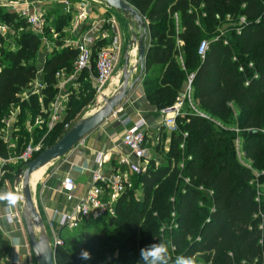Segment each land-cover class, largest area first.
Listing matches in <instances>:
<instances>
[{
	"label": "trees",
	"instance_id": "trees-1",
	"mask_svg": "<svg viewBox=\"0 0 264 264\" xmlns=\"http://www.w3.org/2000/svg\"><path fill=\"white\" fill-rule=\"evenodd\" d=\"M124 1L134 6L149 28L151 43L143 82L148 102L159 112L173 107L185 88L188 76L194 75L192 100L197 108L224 127L232 117L231 108H236L240 127L246 130L244 135L237 136L242 140L243 158L260 157L264 147L261 134L264 129V0ZM53 3L59 4L58 1ZM201 6L205 14L200 22L202 25L197 24L195 13ZM228 12H238L246 18L241 35L231 37L230 43L206 38L205 31H213L217 24L216 16ZM72 15L61 14L56 23L67 30L74 21ZM175 15L179 19L178 34ZM6 36L0 35V48ZM178 39L183 42L184 69L178 60ZM204 40L210 45L204 59H201L197 50ZM42 44L40 36L25 33L20 37L17 51L3 52L4 57L0 60V122L9 108L17 106L22 112L40 116L43 126H48V110L57 95V73H73L78 50L58 43V51L46 54L42 74L38 78L35 59L37 62ZM105 45L101 43L92 48L91 71L94 75L97 48ZM250 64L254 69L249 68ZM155 71L157 75H153ZM36 79L45 88L26 98L24 95ZM77 81L87 84V89L92 87L87 70ZM81 96L78 100L71 98L61 123L48 133L45 129L43 146L46 149L55 146L73 127L72 124L69 130H64L66 121L76 123L82 119L92 96L85 92ZM184 113V117L177 119L176 132L167 134L161 130L160 139L165 140L163 135L170 138L169 151L162 152L159 145L154 149L156 154L163 153L167 165L156 166L152 160L146 175H132V183L142 190V199H134L135 188L128 191L117 204L116 216L107 219L108 224L119 225L122 230L93 236L77 253L66 246L58 247L54 253L56 264H137L140 249L159 240L167 242L169 248L173 247L179 255L198 256L205 264H264V190L263 195L258 196L251 184L249 170L239 165L232 134L227 132L229 139L218 135L219 139L215 141L212 137L225 130L193 116L187 104ZM184 133L188 135L186 138ZM182 145L184 149H181ZM7 150L0 139L1 160L8 159ZM183 156L191 158L186 163L190 184L184 189L176 183ZM20 168L2 170L10 169L16 177ZM163 183L165 190L157 192ZM200 187L213 193L208 210L198 208ZM153 197L158 201L150 206ZM172 198L174 202H171ZM149 207L152 210L147 212ZM154 212L156 218L153 217ZM200 214L203 218L197 224L195 219ZM164 225L170 228L165 240L159 236V229ZM89 248L92 259L81 260V250ZM10 250L9 241L0 232V264H7Z\"/></svg>",
	"mask_w": 264,
	"mask_h": 264
},
{
	"label": "rangeland",
	"instance_id": "rangeland-1",
	"mask_svg": "<svg viewBox=\"0 0 264 264\" xmlns=\"http://www.w3.org/2000/svg\"><path fill=\"white\" fill-rule=\"evenodd\" d=\"M21 2H24V1L21 0ZM35 3L38 5L39 9L43 13V20H44L43 38L45 42L41 45V52L39 54L40 56L38 55L39 57L37 58V62L35 59V63L37 64L38 69L41 70L45 63L44 56H46L47 53L50 54L56 51L57 50L56 45L58 43L63 44V43L71 42L75 40L74 33H76L77 31L75 30V28L73 29L74 25H76L75 24L76 22L74 21H71L70 26L72 25V27L70 30H68V31H71L74 36H70L67 33L66 29L61 28V25H58L56 23L58 16L61 14H65V15L73 14L72 15L73 19L75 18L74 12L64 11L59 2H58L59 4H56L53 2H35ZM17 4L19 6L22 5V3H19L16 0H0V23L3 26L8 27L9 29L8 35L5 38L6 40H3L2 46L0 48V60L4 57L3 52L17 51L19 44H20V37L22 35H24L25 33H31V34L34 33L31 27L28 26L27 21L24 20L21 17V15L18 13L19 6ZM102 5L106 6L105 4H102ZM129 5L134 8L132 4L129 3ZM195 13L197 15L199 22H201L203 19V17L201 16V10L197 9ZM111 16L117 19L118 24H119V29H121V32L124 34V38L126 37L125 35H129L130 32L128 28H126L124 25L126 23L127 24L126 26H129L128 25L129 22L124 19V16L117 13L114 10H111ZM219 16H220V20L218 21L217 24L214 25L213 31L211 32L205 31L206 38H212L213 40L220 39L224 42L230 43L232 39L231 37L238 36L236 30L240 27L241 16L238 15V12L237 13L228 12V13L221 14V15L219 14ZM131 26L134 27L135 25L131 24ZM134 32L137 33L136 28L133 29V33ZM148 33H149V28H148ZM123 64H124V59L121 58L120 61L116 64V67L113 71L111 80L113 79V77L114 79L112 83L110 84L111 82L110 80V82L103 88L104 90L102 89L103 91L101 90V92H98L93 87L87 89L86 88L87 84L83 83V85L79 87L77 91L72 93V95L70 96V100L71 98L74 100L80 99L82 97L81 96L82 92H85L87 96H92V101L88 103V105L85 107L82 113V119L90 116L92 113H94L96 110H98L100 107L103 106L102 96L109 95L112 87L117 86L119 83L118 85V88H119L120 82L122 81ZM71 74L72 73H69V76ZM116 74H120V80H119V77L116 76ZM157 74H158L157 71L153 72V75H157ZM145 78H146V69L144 67V72L139 82H142V81L144 82ZM109 84H110V88L108 89ZM118 88L116 89L115 92H117ZM231 109H232V117L228 119V125H226L225 129H223L225 130L223 131L224 133L222 132H220V134L216 133L212 137V139H214L215 141H218L219 139L218 135L229 139L227 136V132L232 134L231 137L233 139H236L237 136L239 135L240 136L242 134L244 135L246 130L240 127L239 111L234 107H232ZM70 121L65 122L64 130H69L72 124L74 126L77 123V122L74 123V121H71V122ZM43 125H44V121L40 116H34L29 111L22 112V110H20V108L17 106L9 108L8 111L4 113L1 119V122H0V139L3 140L6 148L8 149L7 151L9 154H8L7 160L0 159V192H5V191L14 192V184H15L14 183V179H15L14 173H11L10 169H6L7 171H5L4 175L2 174L3 176H1V172L3 171V170L1 171V169L3 168L5 169L7 167L17 169V167L18 168L21 167V165L16 164L17 162H15L14 159L19 157L20 154L28 146H33L36 149L35 155L37 156L40 153H42L44 150H46V148L43 146V140L46 137V132L44 131L45 129H47V133H48V130L50 129L48 128V126H43ZM261 134L263 133L261 132ZM164 138H165L164 141L162 139L160 140L159 146L162 152L167 153L169 151L168 149L170 145L169 143L170 138L165 137L163 135V139ZM154 140L155 139H151L149 141V147L154 148ZM162 154L163 153L161 152L158 154L152 152L151 156L153 157V160L155 161L156 166L164 165V164L167 165V160L164 159V156ZM184 156L186 157L187 155H184ZM184 156L181 159L183 168L180 169L179 170L180 173L176 175L177 176L176 183H179L182 189H184L186 186H189L185 184V179L188 178L187 176H188L189 171L186 167L187 166L186 163L188 162V159L190 157L186 159L184 158ZM62 160L55 162L53 165L56 167ZM238 163L241 166V168L243 167L249 170L252 176L251 184L255 187L257 193L259 194L258 196L260 195L262 196L263 195L262 191L264 190V147L262 149L260 157L252 158L251 156H248L247 159L241 158V160H239ZM44 170L45 169L40 170L31 178V188L33 192V199H34L35 206L37 208V211L40 217L42 216V212H43L41 203H42V198H44L43 196L44 194L40 186L37 184H39V181L41 180L44 174ZM45 173L49 174L50 169L47 168V170H45ZM132 184H133V187L131 190L135 188L134 189L135 190L134 199L141 200L142 190L139 187L137 188L136 186H134V182ZM163 185L164 183L157 188V192L165 190ZM198 191L201 194V199H199L198 201V208L203 209V210H208V208L210 207L209 203L212 202V196L210 192L206 188H204L203 190H200V188H198ZM19 193H22V192H19ZM175 193H176V190H175ZM157 201H158L157 198H154V197L151 198L150 206H152V204L154 205ZM171 202H174V198L171 199ZM14 208L16 209H13V211L14 212L16 211L17 214H19V219H16V222L13 226L20 229V231H22L25 235V241H24L25 255L23 256V264H36L35 258L29 246V240L28 238H26V234H25V227H24V220H23V212H24L23 202L19 203ZM151 210H152V207H149L147 212H150ZM153 217L154 218L157 217V214L155 212L153 213ZM202 218H203V214H200L199 216L196 217L195 222L197 224L200 223ZM43 223L44 225H46L47 221L43 220ZM118 226L119 225L108 224L107 219L105 218L99 219L91 223L90 225L84 221L83 226L79 231L67 232L65 230H62L61 238L64 242V246H66L68 250H70L73 253H77L93 236L113 233L116 230L121 231L122 229L119 228ZM169 231H170V228H167L164 225L159 229V236L165 240L167 238L166 237L168 234L167 232ZM37 232H38V228H37L36 233ZM48 232L49 231L47 229V233ZM169 249H170V256L172 258V261H174L176 256H180L177 253V251L173 249V247H170ZM88 251L91 252V249L89 248ZM196 258H197L198 264H205L204 261L200 259V257L197 256Z\"/></svg>",
	"mask_w": 264,
	"mask_h": 264
},
{
	"label": "built area",
	"instance_id": "built-area-1",
	"mask_svg": "<svg viewBox=\"0 0 264 264\" xmlns=\"http://www.w3.org/2000/svg\"><path fill=\"white\" fill-rule=\"evenodd\" d=\"M16 1L22 3L21 6L17 4L19 6L18 13L23 19L27 21L28 26L31 27L33 32L36 35H38V33H43V13L39 9L38 5L32 1ZM58 2L62 5L64 11L74 12V21L77 25L84 26L85 24L89 23L91 19V3L93 2L87 0H58ZM199 9L201 10V16L205 18L203 6H201ZM215 20L216 23H218V21L220 20V16L217 15ZM246 21V18L241 16L240 27L236 30L238 36L241 35L243 28L246 25ZM110 23L113 27H115L116 23L114 20H112ZM197 24H200L199 20L197 21ZM175 25L178 34L180 27L177 15H175ZM8 32L9 30L7 29V27L0 25L1 36L8 35ZM97 42L98 37L96 35L93 36L92 33H90L84 35L82 40L76 45V49L78 50V57L74 65L75 76L90 68L91 64L93 63L92 48L96 45ZM209 45L210 42L204 40L198 46L197 54L201 59H204L208 51ZM177 46L179 50L178 60L181 67L184 69L182 58L183 42L179 39L177 40ZM119 58L120 53L118 50H102L98 53L95 60V89L98 92H101V90L110 82L113 71L119 61ZM249 68L254 69L253 64H250ZM240 72H243V68H240ZM41 74L42 69L38 72V78L41 76ZM60 76V74H57L58 79ZM193 81L194 75L188 76L185 88L180 97L177 99L175 105L171 108L162 111V114L165 117L162 123L163 128L166 129L169 133L176 132L178 130L177 119L185 116L184 107L185 104H187L193 116L210 121L220 129H225V127L221 123L200 111L197 106L193 103ZM66 85L67 83H62L58 85V90H60L61 92L50 104L48 110V128L50 130H52L56 124L62 122V115L66 112L65 105L69 100V95L64 94L62 96ZM44 88L45 85L41 83L39 79H36V81L31 85V88L28 91L29 95L26 98H28L32 94L39 93ZM115 111L112 113L110 118H113L116 121L123 120L122 118H120L123 113L122 109H119L116 112ZM146 128V122L141 119L135 126L130 128L125 133L122 139L123 146L129 152L132 161L129 158L123 159L121 160V162H119L118 166L124 167L126 170L122 171L119 168L107 172L105 171V159L102 158V156L100 155L98 156L97 168L96 170L91 172L92 176L90 181V187L88 188L87 193L83 197L79 199L76 198V184L70 176H66L63 179L59 188V193L66 198V202L70 205V208L67 211L62 212L59 210H54L52 213V217L48 220V223L44 225L45 233L50 241V245L52 250H54V253L58 247L64 246V242L61 238L62 230H65L67 232H76L82 228L84 221L86 223H93L102 218L110 219L112 217H115L117 204L119 203L122 196L129 190H131L133 187L131 176H142L148 173L150 163L153 160L151 154L152 152L155 153L154 149L159 145L161 139L154 140V148L149 147V139H146ZM261 132L264 134V129L261 130ZM183 136L184 138H186L188 135L184 133ZM234 145L237 157L239 160H241V158H243L242 140L239 138L235 139ZM181 149H184V145L181 146ZM35 151L36 149L33 146H28L20 154L19 157L14 159L15 162H17L16 164L21 165L19 172L24 170L26 165L34 160V155L36 154ZM189 160H191V158H189ZM178 167L179 169H182L183 164L180 163ZM4 172L5 171L1 172V176L4 175ZM14 183V192H22L21 183H18L17 181H15V179ZM185 184L189 185L190 179H185ZM203 189V187H200V190ZM209 192L213 198V193L211 191ZM172 216L174 217L175 215L173 214ZM0 218L5 219L8 224L14 225L16 219H19V214L9 209L3 211L0 202ZM46 228L49 231L48 233ZM8 264L22 263H20V261L18 260H13L10 261Z\"/></svg>",
	"mask_w": 264,
	"mask_h": 264
},
{
	"label": "crops",
	"instance_id": "crops-1",
	"mask_svg": "<svg viewBox=\"0 0 264 264\" xmlns=\"http://www.w3.org/2000/svg\"><path fill=\"white\" fill-rule=\"evenodd\" d=\"M102 6L103 5L98 2L91 3V19L89 23L85 24L84 26H79L75 23L76 25H74L73 27V29L75 28V30L77 31H75L76 33H74L75 36L71 31H68L71 29V25L67 29V33L70 36H74L75 40L64 43V46L73 47L74 49H76V45L82 40L83 36L92 33L93 36L96 35L98 37V42L95 46L101 43L106 44L105 46L97 48V55L102 50H118L120 53V61L121 58L124 59L126 53H129V67H134L137 62V56L135 49L131 48V44L133 40V29L135 28V26L133 27L129 23V26H126V23L124 24L130 32L129 35H125L127 39L126 37L124 38V34L121 32V29H119L117 19L111 16V9L106 6ZM112 20H114L116 23L115 27H113L110 23ZM43 34L44 33H38V36L42 38V43L45 42ZM124 66L125 60L122 66V74ZM91 68L92 64L90 68L87 69L88 80L90 81L91 86L95 89L96 75L93 74ZM74 73L75 70L70 76L64 71L57 73L61 75L58 79V85L67 83L62 96L64 94L69 95V100L65 105L66 112L62 115V119H64V117L66 116L70 96L83 85V83H78L77 81L82 72L76 76L74 75ZM139 74L140 69L138 68L132 76L131 83L138 78ZM116 76H118L120 80V74H116ZM113 79L111 80L110 84L112 83ZM110 84L108 85V89L110 88ZM58 85L56 88L57 95H59L61 92L60 90H58ZM118 85L112 87L109 95L104 96L111 97L112 95H114L116 89L118 88ZM28 95L29 94L27 92L24 96L27 97ZM119 109H122L123 113L120 118H122L123 120L116 121L113 118H109L98 129H96L88 137H86L81 144H79L69 154L62 158L63 160L59 159L62 161L56 167L53 164L55 162H58L59 160L54 161L45 168V170H47V168L50 169V173L46 174L44 170V174L39 181V184H37L40 186L44 194V198H42L41 203L43 210L41 216L42 220H45L48 223V220L52 217V213L54 210H59L62 212L67 211L70 208V205L66 202V198L59 193L61 183L66 176H70L76 184L75 196L77 199L83 197L87 193L88 188L90 187L92 176L91 172L96 170L97 168V159L99 155L105 159V171L108 172L119 168L122 171L126 170L124 167L118 166L119 162H121V160L123 159L129 158L132 161L129 152L123 146L122 139L125 133L130 128L135 126L141 119L146 122V131L148 138L160 139L162 135L161 130L164 129L162 123L165 117L161 111H157V109L148 102L143 86V81L139 82L133 88V90L128 94L127 99L123 101L120 108L116 109V111H118ZM164 130L168 134V131L166 129ZM1 208L3 209V211L9 209L7 204L4 202H1ZM13 209L16 208L13 207L11 210L13 211ZM0 232L10 243L11 250L8 258L6 259V263L8 264L10 261L18 260L23 264V256L25 255L24 233L13 225L8 224L3 218H0Z\"/></svg>",
	"mask_w": 264,
	"mask_h": 264
},
{
	"label": "water",
	"instance_id": "water-1",
	"mask_svg": "<svg viewBox=\"0 0 264 264\" xmlns=\"http://www.w3.org/2000/svg\"><path fill=\"white\" fill-rule=\"evenodd\" d=\"M32 2H53L58 0H23ZM90 2H98L105 4L109 9L116 11L124 16L130 24H134L136 32L133 33L131 48L135 49L137 62L134 67L130 66V54L124 56L125 66L123 69V77L120 86L111 97L103 96V106L92 113L90 116L78 121L64 137L52 148L44 150L32 162L28 163L24 170L20 171L15 177V181L21 183L23 194V220L25 233L29 240V246L35 258L36 264H56L54 250H52L50 241L45 233V227L42 218L40 217L31 188L30 179L35 172L45 169L54 161L64 158L86 137L98 129L119 108L123 101L128 97V94L139 83L144 72L147 56L150 49V37L148 33V24L139 12L131 7L124 0H87ZM140 69L139 77L131 83L134 71ZM38 232L36 233V229Z\"/></svg>",
	"mask_w": 264,
	"mask_h": 264
},
{
	"label": "clouds",
	"instance_id": "clouds-1",
	"mask_svg": "<svg viewBox=\"0 0 264 264\" xmlns=\"http://www.w3.org/2000/svg\"><path fill=\"white\" fill-rule=\"evenodd\" d=\"M23 194L18 192H0V202L7 204L9 210L23 202ZM79 258L83 261L92 259L88 250L82 249ZM198 264L195 256H176L174 261L170 256L169 244L163 240L158 243H152L140 249V260L137 264Z\"/></svg>",
	"mask_w": 264,
	"mask_h": 264
},
{
	"label": "bare ground",
	"instance_id": "bare-ground-1",
	"mask_svg": "<svg viewBox=\"0 0 264 264\" xmlns=\"http://www.w3.org/2000/svg\"><path fill=\"white\" fill-rule=\"evenodd\" d=\"M104 90V89H103ZM102 90V91H103ZM40 171V170H39ZM39 171H37V172H39ZM37 172H35L34 174H32V176H31V178L37 173ZM30 183H31V179H30ZM36 231H37V229H36Z\"/></svg>",
	"mask_w": 264,
	"mask_h": 264
}]
</instances>
